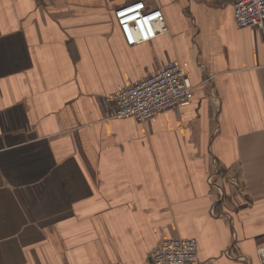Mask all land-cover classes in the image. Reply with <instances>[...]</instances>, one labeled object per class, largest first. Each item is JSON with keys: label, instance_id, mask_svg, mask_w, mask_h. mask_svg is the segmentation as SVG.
<instances>
[{"label": "crops", "instance_id": "0c3cea01", "mask_svg": "<svg viewBox=\"0 0 264 264\" xmlns=\"http://www.w3.org/2000/svg\"><path fill=\"white\" fill-rule=\"evenodd\" d=\"M130 1L0 0V264H152L170 237L197 264H260L261 32L232 0H144L168 31L127 45L113 10ZM168 59L185 102L109 115Z\"/></svg>", "mask_w": 264, "mask_h": 264}, {"label": "built area", "instance_id": "2783aa9c", "mask_svg": "<svg viewBox=\"0 0 264 264\" xmlns=\"http://www.w3.org/2000/svg\"><path fill=\"white\" fill-rule=\"evenodd\" d=\"M232 7L235 24L258 29L264 41V0H232ZM113 17L127 45L147 42L168 31L162 11L147 7L144 0L118 6ZM192 89L180 61L168 59L153 73L125 84L111 102L108 113L112 117L131 116L147 121L155 114L178 107L189 98ZM256 252L260 264H264V241ZM196 256V240L183 237L165 238L150 252L152 264H197Z\"/></svg>", "mask_w": 264, "mask_h": 264}, {"label": "snow or ice", "instance_id": "6c2138e0", "mask_svg": "<svg viewBox=\"0 0 264 264\" xmlns=\"http://www.w3.org/2000/svg\"><path fill=\"white\" fill-rule=\"evenodd\" d=\"M138 7H139V6H138ZM130 11H133V12H134V11H136V9H130Z\"/></svg>", "mask_w": 264, "mask_h": 264}]
</instances>
